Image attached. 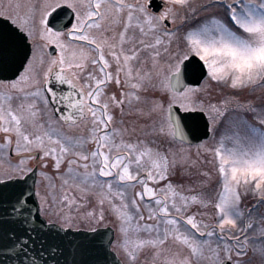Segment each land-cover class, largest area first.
I'll use <instances>...</instances> for the list:
<instances>
[{
	"label": "snow or ice",
	"instance_id": "obj_1",
	"mask_svg": "<svg viewBox=\"0 0 264 264\" xmlns=\"http://www.w3.org/2000/svg\"><path fill=\"white\" fill-rule=\"evenodd\" d=\"M151 2L25 0L15 5L14 12L0 11V17L7 15L19 29L0 25V72L17 65L23 68L18 79L6 85L0 81L5 85L0 92V147L9 148L5 159L10 161L14 144L20 157L17 163L0 167V182L20 183L22 195L21 178L33 170L30 162L47 168L51 158L59 184L49 175V190L41 197L45 210L56 209L57 219L49 224L75 226L70 211H64L80 203L74 190L85 203L93 195L100 206L98 213L85 214L90 227L105 221V204L112 209L121 233L118 246L127 264H137L139 251L148 246L153 250L152 264H246L240 257L247 254L253 223L241 209V187L245 192L251 187L264 198V105L257 108L252 99L242 100L241 95L245 89L250 95L257 89L264 92V0H207L200 7H220L225 15L212 12L196 23L191 22L195 16L188 15L197 12L190 0H170L159 12L152 11ZM64 5L75 20H68L70 27L63 22ZM49 45H55L58 56L48 51ZM193 57L203 62L201 74L206 67L208 79L235 93L223 98V110L207 105L213 126L229 111L228 105L255 113L259 125L250 126L243 135L239 131L232 137L221 135L218 146L207 148L216 160L218 175L212 194H180L178 202L170 182L159 191L148 183L166 179L169 167L176 163L175 154L170 159L169 150L153 148L139 136L132 139L136 121L129 129L124 116L134 113L138 120L147 121L140 125L144 137L163 138L170 129L179 128L173 105L187 111L193 104H203L195 95L197 89L184 83V77L196 70ZM79 73H85L84 84L78 83ZM112 82L117 87L105 92ZM62 84L72 90L58 95L53 87ZM134 101L142 106L133 108ZM126 104L132 113L126 112ZM57 105H63V110ZM41 115L48 118L42 120ZM81 121L88 127L87 135H69L58 126L77 127ZM226 139L232 140L231 147L225 146ZM198 175L208 178L198 181L206 188L212 174ZM137 184L139 191H135ZM128 189H133L131 194ZM193 202L211 204L216 224L197 219L206 213L188 214ZM23 207L17 196L13 210ZM259 234L264 237V225ZM226 239L232 243L216 242ZM169 242L176 246L175 252L165 247ZM89 246L104 251L94 242Z\"/></svg>",
	"mask_w": 264,
	"mask_h": 264
},
{
	"label": "rangeland",
	"instance_id": "obj_2",
	"mask_svg": "<svg viewBox=\"0 0 264 264\" xmlns=\"http://www.w3.org/2000/svg\"><path fill=\"white\" fill-rule=\"evenodd\" d=\"M170 3V0H167ZM38 3L39 0H36ZM17 3H25V0H0V11H16L15 5ZM190 4L192 7L197 8L196 13L189 12L188 15L190 17L195 16V20H192V23H196L198 20H203L204 17L209 16L210 13L215 12L220 16L225 15V10L220 7H213L205 10L204 7H200L201 5H206L207 0H190ZM11 6V7H10ZM7 17V15L5 16ZM8 18V17H7ZM180 21H178V24ZM117 28L120 27L117 26ZM118 30V31H119ZM117 31V29H116ZM108 35H110L108 33ZM175 46V45H174ZM51 47H55V45H49L48 51H50ZM95 53L93 52V55ZM54 55V56H58ZM27 66V65H26ZM90 69L93 67L91 64L88 65ZM115 66L113 65V68ZM89 69V70H90ZM55 71V69H54ZM67 72V70H65ZM23 72V71H22ZM85 77V74H84ZM86 78V77H85ZM18 79V78H16ZM12 81V80H11ZM5 85L10 81H4ZM5 85H0V92L4 91ZM117 86L114 82L109 83L108 86L104 89L105 92H111ZM197 89L195 95L199 97L203 104H193L189 109H206L208 104H214L217 108L223 110L225 105L222 103V100L225 96L234 95L233 90H230L227 86L217 83L216 81L210 80L206 78L202 85L199 87H193ZM56 91L55 89H53ZM58 93V92H57ZM141 95H146L147 93H140ZM59 95V93H58ZM246 98L252 99L257 108L261 105H264V92L257 89L255 93L249 94V90L245 89L243 94L241 95V99L245 100ZM54 103V102H53ZM179 105V104H178ZM40 108L44 106L42 104L37 105ZM142 106L139 103L133 102V108ZM63 110V105H57ZM166 107V106H165ZM229 111L224 113V116L219 118V123L214 127L211 121V129L212 134L210 138L203 140L202 142L195 144H188L177 140L173 135V129H170L168 134L160 138L158 136L154 137L149 135L147 137L140 135V125L147 123L146 120L137 119V115L132 113V109L129 106L125 105L126 112L132 113L124 116V126L131 129L133 125V121H136L135 127L136 132L131 134V138L135 139L137 136L140 139H147L149 142V146L156 148L159 147L161 151L169 150L168 154L170 159L173 154H175L176 163L174 166L169 167V174L167 175L165 180H160L158 182L148 181L149 185L156 188L159 191L162 187L167 185L169 182L173 185L174 189L178 193L176 199L179 202L180 194L184 196L191 197L193 195H198L201 191H207L209 195L212 194V188L216 185L218 175L216 172V160H214L211 152L207 151V148L218 146V140L221 135L225 137H232L233 134L237 131L241 133V135L245 134L249 131L250 126H258L259 121L256 118V114L250 111H246L244 109H237L234 105H228ZM183 108V107H182ZM185 109V108H183ZM48 111L51 112V104L48 107ZM206 111V110H205ZM114 112L117 115V119L119 120V108H115ZM209 118V112L206 111ZM48 117L41 115L40 119L46 120ZM53 119H56L55 115L52 116ZM246 121V123H245ZM79 126L69 128L66 124H59L58 126L62 128V130L69 135H87L88 127L84 122H78ZM119 126V124H117ZM0 144H3V134L0 133ZM225 146L231 147L232 140L226 139ZM89 148L94 147V145L89 144ZM15 145H12L11 151V160L5 159L6 155L9 153V148L7 146L0 147V167H7L9 163L15 164L19 160V156L14 151ZM41 170V171H40ZM39 171V181H38V199L41 205V212L43 216L49 220H55L57 217L54 215L56 212L55 208L45 210V206H42L41 197L49 190V175L52 177V181L56 184H59V177L56 176L55 170L54 172H48L46 169L42 168ZM207 171L210 172L211 178L208 181V186L206 188H202L201 184L198 182L200 179H208L198 174ZM47 173L48 175H41V173ZM140 190V185L137 184L135 191ZM129 194L133 191V189H128ZM242 199H241V209L245 212V218L250 219L253 223V228L249 230V241L246 246L247 254L240 259L246 261V264H264V237H261L259 234V228L261 225H264V198H262L259 194L252 191V188L249 187L247 192H245L244 188L241 187ZM73 194L76 195L77 200L80 201L78 205H73L71 209H64L67 213L70 211L71 216L75 220V226L71 227L72 229H85V230H94L101 226L112 225L116 230V238L113 243V248L122 260L123 264H127L125 259V254L118 246L121 233L118 226L117 218L113 215L112 209L105 204V221L100 225H96L95 223H91L90 220L86 218V213H91L93 211L99 212L100 206L95 202V197L93 195H89L88 202L85 203L79 193L73 190ZM260 202V203H258ZM141 207L144 211L145 216H147V210L144 207V204H141ZM249 209H251V213L249 214ZM206 213L205 216H197V219H204L209 225L216 224V217L214 210L211 204H208L206 207L199 202H193L188 205V214L192 213ZM234 231V230H233ZM227 235V234H226ZM215 239V238H214ZM221 243L223 246L224 243H232L230 239H226L225 241H216ZM166 248H171L173 252L177 250L176 246L171 242L165 245ZM234 247V245H233ZM152 248L150 246L141 249L138 253L139 259L137 264H152ZM235 258V256H234Z\"/></svg>",
	"mask_w": 264,
	"mask_h": 264
},
{
	"label": "water",
	"instance_id": "obj_3",
	"mask_svg": "<svg viewBox=\"0 0 264 264\" xmlns=\"http://www.w3.org/2000/svg\"><path fill=\"white\" fill-rule=\"evenodd\" d=\"M163 6V0L151 2L155 11H159ZM63 12V22L69 27L68 20L73 22L74 18L71 16L72 10L63 6ZM0 25L19 32L7 18L0 17ZM52 53H55L54 48ZM192 64L196 70L184 77V83L199 85L207 75L206 67L201 74L199 69L203 62L199 57H193ZM22 70L23 68L17 65V68L11 71L0 72V80L14 79ZM173 115L180 118V127L175 128L174 132L176 138L194 143L209 137L210 122L203 111H183L178 105H173ZM37 171L36 166L27 176L21 178L24 189L22 195L20 183L0 182V264H122L111 247L115 237L112 227L88 231L62 228L58 224L48 223L41 214L36 196ZM17 196L22 200L24 207L14 211L13 204L16 203ZM90 242L102 246L104 251L98 252L91 248Z\"/></svg>",
	"mask_w": 264,
	"mask_h": 264
},
{
	"label": "flooded vegetation",
	"instance_id": "obj_4",
	"mask_svg": "<svg viewBox=\"0 0 264 264\" xmlns=\"http://www.w3.org/2000/svg\"><path fill=\"white\" fill-rule=\"evenodd\" d=\"M163 10H164V9H163ZM163 10H162V11H163Z\"/></svg>",
	"mask_w": 264,
	"mask_h": 264
}]
</instances>
